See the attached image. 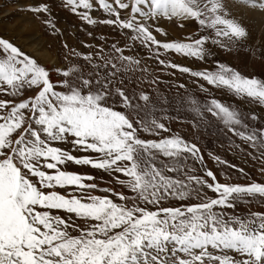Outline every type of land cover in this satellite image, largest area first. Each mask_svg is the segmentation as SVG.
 Returning <instances> with one entry per match:
<instances>
[{
	"label": "snow or ice",
	"instance_id": "obj_1",
	"mask_svg": "<svg viewBox=\"0 0 264 264\" xmlns=\"http://www.w3.org/2000/svg\"><path fill=\"white\" fill-rule=\"evenodd\" d=\"M17 10L56 47L0 34V264H264V72L219 58L264 0Z\"/></svg>",
	"mask_w": 264,
	"mask_h": 264
},
{
	"label": "bare ground",
	"instance_id": "obj_2",
	"mask_svg": "<svg viewBox=\"0 0 264 264\" xmlns=\"http://www.w3.org/2000/svg\"><path fill=\"white\" fill-rule=\"evenodd\" d=\"M23 2L24 0H0V33L16 36L29 50L37 45L47 48V41L36 32L37 23L26 12L17 10ZM263 19L259 13H255L248 14L245 21L252 22L258 31L264 32Z\"/></svg>",
	"mask_w": 264,
	"mask_h": 264
},
{
	"label": "rangeland",
	"instance_id": "obj_3",
	"mask_svg": "<svg viewBox=\"0 0 264 264\" xmlns=\"http://www.w3.org/2000/svg\"><path fill=\"white\" fill-rule=\"evenodd\" d=\"M28 17L32 19L31 14L27 13ZM60 23L61 26L66 28H72L73 25L77 23L76 18L66 12H61L60 14ZM264 20V19H263ZM13 23L14 21L11 20ZM37 23V22H36ZM248 24L250 31H251V38L253 43H259L261 40H264V32L258 31L252 22L245 21ZM37 34L47 41V47L49 44L52 45V49H55L56 43L53 37L47 35L44 29L37 23ZM2 34V33H0ZM219 58L223 61L230 63L231 65L237 67L239 70L247 71V72H254L255 74L259 75L264 72V66L257 60L252 59L249 55H247L242 49L239 51H232V52H219ZM233 102L235 98H233ZM202 139L207 142L208 148L215 149L216 151H220L219 141H216L214 137L209 133L205 136L201 133ZM226 158L230 161H234L236 163H241V160L234 159L231 155H226ZM251 161L248 162V166L251 167ZM214 167V165H212Z\"/></svg>",
	"mask_w": 264,
	"mask_h": 264
}]
</instances>
